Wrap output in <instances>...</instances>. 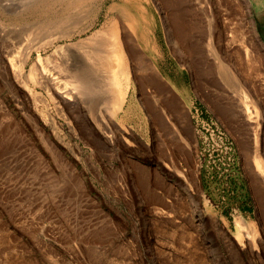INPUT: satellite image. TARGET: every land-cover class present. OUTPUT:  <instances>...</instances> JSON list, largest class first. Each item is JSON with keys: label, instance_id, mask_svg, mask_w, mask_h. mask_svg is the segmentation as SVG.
I'll return each instance as SVG.
<instances>
[{"label": "rangeland", "instance_id": "obj_1", "mask_svg": "<svg viewBox=\"0 0 264 264\" xmlns=\"http://www.w3.org/2000/svg\"><path fill=\"white\" fill-rule=\"evenodd\" d=\"M1 1L0 264H264V183L254 163L255 150L264 159V0ZM124 9L141 20L145 11L135 54L165 83L164 122L173 132L161 128L147 99L164 92L141 72H131L117 113L93 91L82 113L60 103L64 116L46 98L56 123L45 121L7 60L18 61L40 29L72 28L56 44H73L111 17L121 20ZM190 37L201 50L196 59ZM72 47L67 57L55 47L41 51L52 53L56 61L45 67L64 84L70 77L59 63L86 68L83 51ZM237 83L258 111L257 146ZM193 128L196 148L186 138ZM239 216L257 235L238 229Z\"/></svg>", "mask_w": 264, "mask_h": 264}, {"label": "bare ground", "instance_id": "obj_2", "mask_svg": "<svg viewBox=\"0 0 264 264\" xmlns=\"http://www.w3.org/2000/svg\"><path fill=\"white\" fill-rule=\"evenodd\" d=\"M37 1H39L40 4H42L45 1L54 2L56 0H37ZM76 1L77 0H67L68 4H74ZM122 13H123V18L121 20L116 19L115 17H111L108 21L105 22V24L102 27L97 29L90 36H88L87 38L81 39L77 42H74L73 44H65V45L56 44L57 41H59L61 38L65 36L72 37L74 35V32L72 33L70 30L72 28L68 29L66 32L59 30L60 28L59 29L55 28L54 31H50V32L49 30L47 31L46 29H40V32L41 30L43 31L45 30V32L42 31V35H40L39 38L33 39V41H32V38H35L34 36L36 33H34V30L31 29L34 33V36L31 38L30 43L28 42L29 43L28 46L24 45L25 48L23 46L24 49L20 51L19 53L20 56L18 57L19 58L18 61H13V58L10 60H7L6 64H8L11 67L14 78L16 79V81H18V83L22 84L21 86H23V89L25 90V95L34 102L35 107L37 108L36 110L40 112V115L43 117L45 121H48L53 125H55L56 123L53 119V115L51 111L48 108V104H49L48 99L54 102V105L58 113L61 114L62 116L64 115L62 112V108L60 107V103L68 104V106L74 105V107L77 108L82 113V111H84L85 109L84 107L85 102H88V101L84 102L82 98H87V96H90L91 94L94 93L93 91H96L97 93H102L105 99V102H107L109 105L111 113L112 114L117 113L123 108L125 104L128 90L130 89V85H131V72H133L135 76H136V72H141L143 75L142 77L144 78L147 85L153 87L154 91L156 90L157 92H159L161 89L164 92L160 95V97L158 95L153 94L149 96V98L147 99L149 100V102L152 103L154 107V111H155L156 116L159 118L161 128L163 130L168 131L169 128L164 122V116L166 113L165 109L169 107L165 106L166 108L164 109V106H162V103H161L162 98L165 101L169 102V98H167L165 95V91H166L165 83H163V81L161 80V76H157L155 73H153V71H156L153 64L147 61L143 55L141 54L136 55L138 52L136 51L135 45L137 46L138 44L139 46H141L139 42H142V40L144 39V32H143V29L140 28V23L145 20V11L142 12V16H143L142 20L138 16L137 18L134 17V15L128 10L124 9ZM162 18L164 20L169 39L173 41L174 43H177L175 39V35L173 33L174 30L171 29L172 26L171 27L169 26L166 15L163 14ZM71 20L73 19L71 18ZM78 22L79 21H77V24ZM59 24L61 25V23ZM35 25L33 26L35 27ZM45 25L47 27V24ZM65 26L68 27V25H65ZM39 28L41 27H38V29ZM29 31H28V34L31 35L32 31L30 33ZM76 32L80 33L82 32V30H77ZM2 34H4V32ZM20 35L22 36L23 33L22 34L20 33ZM5 39L7 38L5 37ZM18 42H21V41L18 40ZM188 43H189L188 52L190 54V57L193 56L196 59V57L201 55L200 53L201 50L199 49L197 41L195 39L193 41L190 37ZM7 44L8 43H6V45ZM72 46H77L83 51V56L79 58L80 60L81 58L83 60V63L80 66L82 67L85 65L84 67L86 68H83L80 70L79 66H77L75 68L73 67L72 69H69V68H66L67 65L64 66L59 63L57 65L58 67L57 69H59V72L60 73L63 72L64 74L66 73V75L70 77L68 80V84L67 83L64 84L59 78V76L56 75V73L54 74V73L49 72L45 67L49 61L52 62V59H53L52 53L49 55L43 56L41 54V51L46 50L49 47H55L53 54L59 52L65 55L67 54L66 51L70 52L72 48L73 49L75 48ZM143 47L147 48V45L146 47L145 46ZM206 48L209 54H212L213 56H215L213 42L211 39L208 40ZM74 50H76V48ZM34 52L37 53V57L30 64V67L27 70L26 69L27 64L31 60L32 54ZM65 56L67 57V55ZM65 56L63 58L66 61V59L68 60V58H65ZM54 61H56V59ZM60 62L65 63L63 61H60ZM192 63L194 62L192 61L191 64ZM67 64H68V61H67ZM67 67H70V65ZM129 68L131 69V71L129 70ZM84 69L88 70L87 72L89 75V79L87 81L84 80V77H83V73H84L83 71H85ZM29 81H31L32 84H30ZM36 85L42 88L44 92H42L43 90L42 91L37 90ZM236 87L237 89L235 91L239 97L237 103H238L240 115H242L243 120H245L248 123L250 129L254 131V133L252 134H254V140H255L254 144H256L257 146L258 132L255 131L257 129H253V128H256V126L253 125V122H255L256 118L258 117V111L251 104V100L249 99L247 93L244 90H242L239 83L236 84ZM22 94L23 93H21V96L25 98V96ZM185 118L187 119V117ZM184 122L188 123L187 120H184ZM179 128H182V127H179ZM169 130L173 132L171 129ZM187 134L189 136H187ZM194 136H195V128H193V131L188 130V132L186 133L188 146H191L192 148L193 147L196 148V143H195L196 139ZM263 154H264V149H263ZM254 163L256 167L255 168L256 175L259 176L262 182L264 183V159L259 156V153L257 150H255V154H254ZM236 223H237L238 229L240 230L241 228L246 229V233L250 237L257 235L256 230L253 229L251 225L249 226L248 222L244 220L242 216H239L236 219Z\"/></svg>", "mask_w": 264, "mask_h": 264}]
</instances>
